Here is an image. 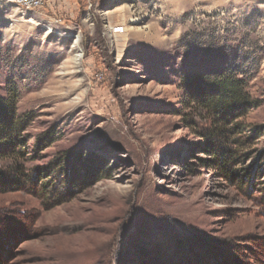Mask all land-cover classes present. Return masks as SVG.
I'll use <instances>...</instances> for the list:
<instances>
[{"label": "rangeland", "instance_id": "1", "mask_svg": "<svg viewBox=\"0 0 264 264\" xmlns=\"http://www.w3.org/2000/svg\"><path fill=\"white\" fill-rule=\"evenodd\" d=\"M216 67L257 104L229 176L202 162L177 89ZM12 93L0 264H264V0H0Z\"/></svg>", "mask_w": 264, "mask_h": 264}, {"label": "trees", "instance_id": "2", "mask_svg": "<svg viewBox=\"0 0 264 264\" xmlns=\"http://www.w3.org/2000/svg\"><path fill=\"white\" fill-rule=\"evenodd\" d=\"M177 89L180 104L188 112V124L203 125L199 137L205 142L202 149L208 158L202 162L229 176L242 152V121L257 108L247 90L248 80L235 68L192 69L178 78ZM16 104L15 93L7 101L0 100V153L15 146L24 123L16 117ZM52 140L54 137L43 135L39 143L50 144Z\"/></svg>", "mask_w": 264, "mask_h": 264}, {"label": "built area", "instance_id": "3", "mask_svg": "<svg viewBox=\"0 0 264 264\" xmlns=\"http://www.w3.org/2000/svg\"><path fill=\"white\" fill-rule=\"evenodd\" d=\"M13 2L26 11H33L42 8L47 0H13Z\"/></svg>", "mask_w": 264, "mask_h": 264}, {"label": "bare ground", "instance_id": "4", "mask_svg": "<svg viewBox=\"0 0 264 264\" xmlns=\"http://www.w3.org/2000/svg\"><path fill=\"white\" fill-rule=\"evenodd\" d=\"M50 32H52V31H50ZM140 34V33H139ZM139 34H137L138 36H139ZM142 34V33H141ZM72 47H74V46H72Z\"/></svg>", "mask_w": 264, "mask_h": 264}]
</instances>
